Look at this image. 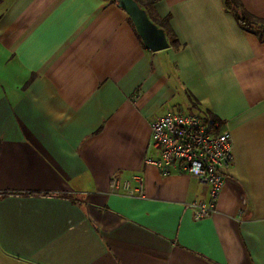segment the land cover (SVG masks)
Listing matches in <instances>:
<instances>
[{"label":"crops","instance_id":"obj_1","mask_svg":"<svg viewBox=\"0 0 264 264\" xmlns=\"http://www.w3.org/2000/svg\"><path fill=\"white\" fill-rule=\"evenodd\" d=\"M241 1L264 19V0ZM139 4L168 20V48L111 0H0V264H264V33L225 0ZM170 109L232 134L207 217L187 207L207 186L145 164ZM133 174L144 198L112 192Z\"/></svg>","mask_w":264,"mask_h":264},{"label":"built area","instance_id":"obj_2","mask_svg":"<svg viewBox=\"0 0 264 264\" xmlns=\"http://www.w3.org/2000/svg\"><path fill=\"white\" fill-rule=\"evenodd\" d=\"M153 155L146 165L156 166L162 175L185 173L207 186V196L187 204L195 218L209 216L225 185V175L234 161L233 137L221 130V123L201 110L170 109L151 120ZM141 174L127 178L112 176L113 193L144 198L145 183Z\"/></svg>","mask_w":264,"mask_h":264},{"label":"water","instance_id":"obj_3","mask_svg":"<svg viewBox=\"0 0 264 264\" xmlns=\"http://www.w3.org/2000/svg\"><path fill=\"white\" fill-rule=\"evenodd\" d=\"M118 4L129 14L147 48L159 51L170 46L164 28L151 20L145 8L137 0H118Z\"/></svg>","mask_w":264,"mask_h":264},{"label":"trees","instance_id":"obj_4","mask_svg":"<svg viewBox=\"0 0 264 264\" xmlns=\"http://www.w3.org/2000/svg\"><path fill=\"white\" fill-rule=\"evenodd\" d=\"M111 1L118 3V0H111ZM137 1L139 3V0ZM225 6L227 10L232 11L235 14L237 21L244 29L250 32H256L259 34L264 33V19L258 18L254 16L253 14H251L245 8L241 0H225ZM167 22L168 20H164L162 22V26L166 27ZM172 43L174 45L177 44L175 39L172 40ZM204 113H206L211 118L216 119L220 122V120L215 115H213L211 112L205 111Z\"/></svg>","mask_w":264,"mask_h":264},{"label":"rangeland","instance_id":"obj_5","mask_svg":"<svg viewBox=\"0 0 264 264\" xmlns=\"http://www.w3.org/2000/svg\"><path fill=\"white\" fill-rule=\"evenodd\" d=\"M203 112H205V111H203Z\"/></svg>","mask_w":264,"mask_h":264}]
</instances>
